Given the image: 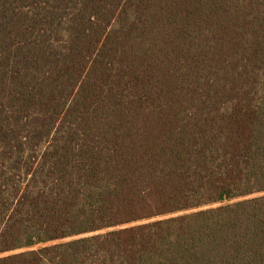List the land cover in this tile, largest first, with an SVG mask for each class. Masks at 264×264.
Wrapping results in <instances>:
<instances>
[{"label": "trees", "instance_id": "trees-1", "mask_svg": "<svg viewBox=\"0 0 264 264\" xmlns=\"http://www.w3.org/2000/svg\"><path fill=\"white\" fill-rule=\"evenodd\" d=\"M0 264H264V0H0Z\"/></svg>", "mask_w": 264, "mask_h": 264}]
</instances>
